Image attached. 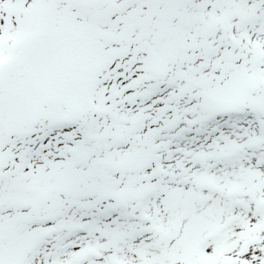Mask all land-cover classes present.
I'll use <instances>...</instances> for the list:
<instances>
[{
    "label": "snow or ice",
    "instance_id": "6c2138e0",
    "mask_svg": "<svg viewBox=\"0 0 264 264\" xmlns=\"http://www.w3.org/2000/svg\"><path fill=\"white\" fill-rule=\"evenodd\" d=\"M0 264H264V0H0Z\"/></svg>",
    "mask_w": 264,
    "mask_h": 264
}]
</instances>
